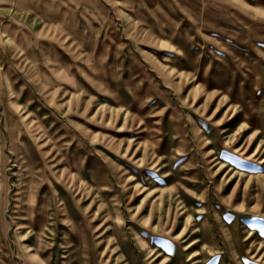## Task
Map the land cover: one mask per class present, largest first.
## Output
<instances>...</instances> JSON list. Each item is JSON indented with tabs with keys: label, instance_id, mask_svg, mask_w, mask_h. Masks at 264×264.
<instances>
[{
	"label": "rangeland",
	"instance_id": "obj_1",
	"mask_svg": "<svg viewBox=\"0 0 264 264\" xmlns=\"http://www.w3.org/2000/svg\"><path fill=\"white\" fill-rule=\"evenodd\" d=\"M0 264H264V0H0Z\"/></svg>",
	"mask_w": 264,
	"mask_h": 264
},
{
	"label": "bare ground",
	"instance_id": "obj_2",
	"mask_svg": "<svg viewBox=\"0 0 264 264\" xmlns=\"http://www.w3.org/2000/svg\"><path fill=\"white\" fill-rule=\"evenodd\" d=\"M237 14V13H236Z\"/></svg>",
	"mask_w": 264,
	"mask_h": 264
}]
</instances>
